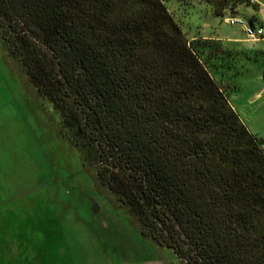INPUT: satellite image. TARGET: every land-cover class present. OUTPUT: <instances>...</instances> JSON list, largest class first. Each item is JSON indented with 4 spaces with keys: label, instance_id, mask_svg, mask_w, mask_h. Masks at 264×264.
Returning <instances> with one entry per match:
<instances>
[{
    "label": "trees",
    "instance_id": "1",
    "mask_svg": "<svg viewBox=\"0 0 264 264\" xmlns=\"http://www.w3.org/2000/svg\"><path fill=\"white\" fill-rule=\"evenodd\" d=\"M212 14L248 0H205ZM0 36L81 165L174 264H264V152L228 100L237 54L162 0H0Z\"/></svg>",
    "mask_w": 264,
    "mask_h": 264
},
{
    "label": "rangeland",
    "instance_id": "2",
    "mask_svg": "<svg viewBox=\"0 0 264 264\" xmlns=\"http://www.w3.org/2000/svg\"><path fill=\"white\" fill-rule=\"evenodd\" d=\"M162 2L185 37L200 30L246 38L241 25L215 17L205 0ZM233 94L232 104L243 102L245 94ZM175 261L171 249L139 233L134 217L81 165L58 114L0 36V264Z\"/></svg>",
    "mask_w": 264,
    "mask_h": 264
},
{
    "label": "crops",
    "instance_id": "3",
    "mask_svg": "<svg viewBox=\"0 0 264 264\" xmlns=\"http://www.w3.org/2000/svg\"><path fill=\"white\" fill-rule=\"evenodd\" d=\"M239 13L245 17L247 23L261 27L260 35L255 39L248 40L233 33L212 36L200 33V30L199 34L192 33L188 36L216 38L223 47L237 54L235 63L237 72L232 79L228 100L230 93H234V96H238L241 92L245 94L243 102L237 98L235 104L230 101L229 103L248 131L261 139L264 152V0H248L246 4H237L229 15L224 13L215 17H236Z\"/></svg>",
    "mask_w": 264,
    "mask_h": 264
},
{
    "label": "built area",
    "instance_id": "4",
    "mask_svg": "<svg viewBox=\"0 0 264 264\" xmlns=\"http://www.w3.org/2000/svg\"><path fill=\"white\" fill-rule=\"evenodd\" d=\"M228 23H237L243 27V31L246 35V39L252 40L255 39L261 33V27H254L253 25L243 21L241 18L228 17Z\"/></svg>",
    "mask_w": 264,
    "mask_h": 264
}]
</instances>
